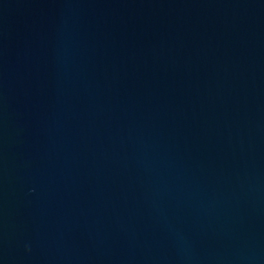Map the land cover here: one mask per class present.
<instances>
[{
  "label": "water",
  "instance_id": "95a60500",
  "mask_svg": "<svg viewBox=\"0 0 264 264\" xmlns=\"http://www.w3.org/2000/svg\"><path fill=\"white\" fill-rule=\"evenodd\" d=\"M0 264H264V0H0Z\"/></svg>",
  "mask_w": 264,
  "mask_h": 264
}]
</instances>
